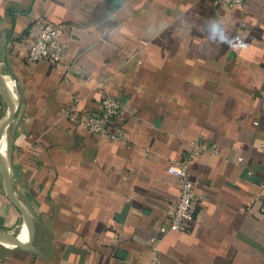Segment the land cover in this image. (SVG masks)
Instances as JSON below:
<instances>
[{
	"label": "crops",
	"instance_id": "obj_1",
	"mask_svg": "<svg viewBox=\"0 0 264 264\" xmlns=\"http://www.w3.org/2000/svg\"><path fill=\"white\" fill-rule=\"evenodd\" d=\"M46 22L64 25L58 64L27 58ZM105 95L123 138L81 123ZM19 101L0 143V233L19 243L0 239V264H264L262 0H0V122ZM199 140L218 153L189 161L194 218L153 244L179 197L168 166Z\"/></svg>",
	"mask_w": 264,
	"mask_h": 264
},
{
	"label": "built area",
	"instance_id": "obj_2",
	"mask_svg": "<svg viewBox=\"0 0 264 264\" xmlns=\"http://www.w3.org/2000/svg\"><path fill=\"white\" fill-rule=\"evenodd\" d=\"M246 0H214L217 6H241ZM263 4H264V0ZM64 25L56 22H46L42 25L37 38L31 43L27 58L30 61L46 60L54 64L63 61L68 51V43L61 39ZM13 100L15 96H12ZM76 96L74 104L67 114H71L72 120H78L75 115L76 105L80 101ZM101 111L81 120L88 134L96 135L106 139H119L125 137L123 130L116 127V120L120 116L123 105L112 95H105L101 100ZM194 148L183 160H173L168 166V171L178 178L179 197L172 209L168 220L160 226V236H152L151 242L155 244L164 235L172 231H185L189 220L194 218L196 206L201 196L196 192L194 183L189 172V161L196 158L202 152L218 153L216 144L199 140L193 144ZM251 173V172H250ZM150 264H162L158 255H155Z\"/></svg>",
	"mask_w": 264,
	"mask_h": 264
},
{
	"label": "water",
	"instance_id": "obj_3",
	"mask_svg": "<svg viewBox=\"0 0 264 264\" xmlns=\"http://www.w3.org/2000/svg\"><path fill=\"white\" fill-rule=\"evenodd\" d=\"M7 101L8 103L10 104L11 108H12V105H11V99H9V97H7ZM20 102L18 103L17 107L15 109H13L12 111H10L3 119L2 121L0 122V143L2 144L3 142V134L5 132V129L6 127L8 126L9 122L16 116V114L18 113L19 111V107H20ZM0 161L3 162V156L1 155V152H0ZM4 161H5V164H6V167H7V180H8V188H9V191H10V195L13 194L12 193V185H11V180H10V177H9V166H8V158H7V147H5V157H4ZM12 199L14 200V203L19 206L20 208L22 207L21 205V202H19L18 200H16L15 198L12 197ZM25 218L27 220V223H28V226H29V230L31 231L32 230V223H31V219L29 216L25 215ZM3 238V239H6V240H10V241H14V242H18L19 241L8 235V234H4V233H0V239Z\"/></svg>",
	"mask_w": 264,
	"mask_h": 264
}]
</instances>
